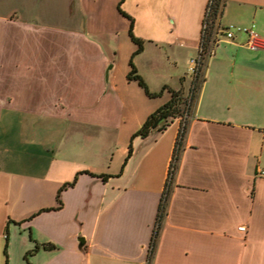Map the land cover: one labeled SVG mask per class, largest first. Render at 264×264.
<instances>
[{
	"label": "crops",
	"instance_id": "0c3cea01",
	"mask_svg": "<svg viewBox=\"0 0 264 264\" xmlns=\"http://www.w3.org/2000/svg\"><path fill=\"white\" fill-rule=\"evenodd\" d=\"M119 3L0 0V264H146L185 120L151 264H264V50L217 41L186 118L134 137L172 94L128 79L138 45ZM207 4L189 3L195 26L165 0H123L151 90H191ZM218 22L264 36V0H225Z\"/></svg>",
	"mask_w": 264,
	"mask_h": 264
},
{
	"label": "trees",
	"instance_id": "16d2710c",
	"mask_svg": "<svg viewBox=\"0 0 264 264\" xmlns=\"http://www.w3.org/2000/svg\"><path fill=\"white\" fill-rule=\"evenodd\" d=\"M122 2H123V0H120L119 10L122 14H124L125 16H127L131 20L129 34H130L132 40L138 45L137 50L133 53V55L130 59L131 69L127 75L128 79L136 80L140 84V86L143 87L146 94L149 95L150 97L159 96L162 93V91L165 89H168L172 94L170 100L167 101L166 103H164L163 105H161L160 107H158L155 111H153L147 117V119L144 121L142 126L134 134V137L135 136L146 137L161 122H164V123L160 127V130L165 129L172 117H176L178 115H181L184 113V111L188 110L189 105H191L192 100L197 95V91L199 90V88L202 84V81H203V67L205 66L206 59H207L209 52H210V49L212 47V41L215 40V36H216L215 34L217 33V27H216L217 19L222 12V8L224 6L225 0H209V2H208L207 8L209 7L210 11H209V13H207V11H206V14H205L204 19H203V27H202V32H201L198 57L196 58L195 75H194V78L192 80V86H191V90H190L192 92V95H189L188 98L184 97L181 89L175 90L168 85H164L162 87V89L159 91L151 90L148 83L144 79V77L139 73V71L136 67V64L133 60V57H134V55H136L137 53H139L143 50L145 40L135 34V32H134V22H135L134 17L122 8V6H121ZM205 24H206V26H205ZM187 129H188V124H187V121L185 120L184 123L181 125L180 130H179L178 140L176 142L175 151H174V155H173L172 162H171V168H170L169 175H168V182L166 183V187L163 191L162 199H161V202L159 205L157 220H156V224L154 227L152 239L150 242V249H149V254H148V259H147L146 264L152 263V259H153L154 251H155V248L157 245L160 229H161L162 223H163V221L166 217V214H167V206H168V202H169V198H170V194H171V178L173 177L174 172L176 171L177 166H178V161H179L180 154H181V151L183 148V143H184V139H185V136L187 133ZM131 150H132V147L130 146V152H131ZM86 172H88V171H86ZM106 176H107L106 174H103L102 178L106 179ZM77 178H78V176H76L72 181L65 183L63 185L62 189L66 188L68 186L75 185ZM57 201H58V205L56 207H52V208L62 207L63 202L61 199V193H58ZM52 208L51 207L44 208L43 210H48V209H52ZM42 246L45 248H54L55 247V245L53 243H50V242L43 243ZM37 248H39V245H36L35 249H33V250H36ZM28 264H30V263L28 262Z\"/></svg>",
	"mask_w": 264,
	"mask_h": 264
},
{
	"label": "built area",
	"instance_id": "2783aa9c",
	"mask_svg": "<svg viewBox=\"0 0 264 264\" xmlns=\"http://www.w3.org/2000/svg\"><path fill=\"white\" fill-rule=\"evenodd\" d=\"M207 13H209L210 8H207ZM219 22L217 19L216 27H217V33L215 34V40L212 41V47L213 44H215L217 41H234L237 35V32H244L247 34V39L243 42V45L253 49V50H264V36L261 35L255 28V25L251 26H240L235 24H228L224 25V27L219 26ZM206 26V24H205ZM212 47L210 49L209 54L212 51ZM196 62V59H195ZM196 68V67H195ZM187 110L184 111L182 115V118L185 119L187 116ZM258 174L260 176H264V168L258 170ZM240 229H244V227H240Z\"/></svg>",
	"mask_w": 264,
	"mask_h": 264
},
{
	"label": "rangeland",
	"instance_id": "374dc122",
	"mask_svg": "<svg viewBox=\"0 0 264 264\" xmlns=\"http://www.w3.org/2000/svg\"><path fill=\"white\" fill-rule=\"evenodd\" d=\"M167 2V5H169L170 8L173 9V12L177 13L179 15V17L183 20H188V21H194L195 23V26L197 25L196 23V12L195 10H192L191 13L188 12L189 8L188 5L189 3L191 2V0H165ZM196 0H192V2L195 3ZM209 2V0H208ZM207 3V2H206ZM122 5H123V2H122ZM121 5V6H122ZM133 5H135V3H133ZM208 5V4H207ZM123 8V6H122ZM124 9V8H123ZM207 9V8H206ZM206 12H205V9H204V12H203V16L202 18L200 19V33H199V39H200V36H201V31H202V27H203V19H204V16H205ZM130 24H131V20H130ZM140 25L142 26L141 29L143 30H146L148 29V27L146 25H143V21H142V24L140 23ZM220 27H224V25L220 24L219 25ZM191 29V28H190ZM214 46V44H213ZM199 47V40H198V43H197V47L196 49L194 50V55L193 57L196 59L198 57V52H197V48ZM190 58V57H189ZM189 64V62H188ZM189 66V65H188ZM187 66V67H188ZM186 78H187V81H189L191 75L193 74V69H192V66H189L187 69H186ZM189 95H192V92L189 91L188 94H187V98Z\"/></svg>",
	"mask_w": 264,
	"mask_h": 264
},
{
	"label": "water",
	"instance_id": "95a60500",
	"mask_svg": "<svg viewBox=\"0 0 264 264\" xmlns=\"http://www.w3.org/2000/svg\"><path fill=\"white\" fill-rule=\"evenodd\" d=\"M108 74H109V68L106 70V78H108ZM163 123L164 122H161L158 126H156L153 130H159L160 129V127L163 125ZM152 130V131H153ZM80 245H83V243H84V238L83 237H80Z\"/></svg>",
	"mask_w": 264,
	"mask_h": 264
}]
</instances>
